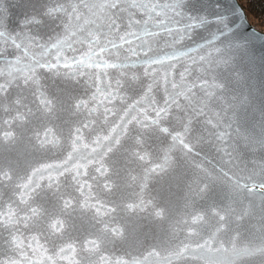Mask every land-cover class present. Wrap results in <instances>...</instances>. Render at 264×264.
I'll return each mask as SVG.
<instances>
[{"label":"water","instance_id":"obj_1","mask_svg":"<svg viewBox=\"0 0 264 264\" xmlns=\"http://www.w3.org/2000/svg\"><path fill=\"white\" fill-rule=\"evenodd\" d=\"M0 264H264L238 0H0Z\"/></svg>","mask_w":264,"mask_h":264},{"label":"trees","instance_id":"obj_2","mask_svg":"<svg viewBox=\"0 0 264 264\" xmlns=\"http://www.w3.org/2000/svg\"><path fill=\"white\" fill-rule=\"evenodd\" d=\"M250 23L264 32V0H238ZM255 18L257 21H251Z\"/></svg>","mask_w":264,"mask_h":264},{"label":"rangeland","instance_id":"obj_3","mask_svg":"<svg viewBox=\"0 0 264 264\" xmlns=\"http://www.w3.org/2000/svg\"><path fill=\"white\" fill-rule=\"evenodd\" d=\"M251 21H257L255 18H250Z\"/></svg>","mask_w":264,"mask_h":264}]
</instances>
